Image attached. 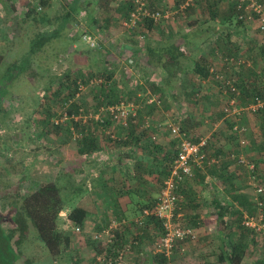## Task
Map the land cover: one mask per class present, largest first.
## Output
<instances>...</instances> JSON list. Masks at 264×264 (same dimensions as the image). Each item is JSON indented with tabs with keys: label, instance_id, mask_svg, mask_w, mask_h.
Listing matches in <instances>:
<instances>
[{
	"label": "trees",
	"instance_id": "16d2710c",
	"mask_svg": "<svg viewBox=\"0 0 264 264\" xmlns=\"http://www.w3.org/2000/svg\"><path fill=\"white\" fill-rule=\"evenodd\" d=\"M80 1L73 0V3L70 4L71 6L74 5V8L71 7L73 12L79 11ZM182 3L185 5L182 12L187 21L188 32L180 41H174L171 34L157 41L151 39L152 44L148 43L149 47L146 53L143 54L140 46L141 41L145 40V35L149 34L151 36L156 29H162L163 21L140 17L134 28H126V30L133 32L138 29V34L143 35L139 36L138 40H132V45H121L118 56L131 54V58L126 63L127 66L131 67L136 66L144 59L146 70H149L150 74H158L152 88V95H157L155 97L158 101H162L164 95L168 92H171V96L175 97V84L182 85L185 81H189L190 89L187 91L188 93L185 92L186 90L183 92L186 93L192 103L191 109L186 104L185 116L181 117V121L174 125L187 134L191 141L196 142L199 137L203 136L202 126L205 118L210 119L211 122L214 118L220 119L229 128L230 136L226 135L223 147L216 149L212 144H209L204 149L207 156L205 170L197 171L194 178L198 182L196 183L198 187L208 186L210 183L211 206L214 211L213 215L216 218L214 221L217 223L220 232V236L215 235V237H218L216 239L219 240L216 251L217 260L214 263L206 262L205 264H264V246L260 245V243H263L264 236L243 225L245 214L255 215L257 213V204L253 202L251 196H247L244 190L238 187L237 180H240L238 179L240 172L233 171L231 173L230 171V166L233 164L245 168L249 174L248 178L251 176L259 184L257 186L264 187L262 177L257 178L256 176L260 171V163L248 160V164H240L238 159L234 158L239 155L234 149L237 147L239 149L247 148L249 142H252L249 141L250 137L246 136L248 129L242 134L233 131L234 125L239 124L241 126L244 119L248 117V113L245 111L240 114L233 113L235 109H244L257 98L264 101V42L257 41L256 37H250L252 28H250V23L246 14H244V9L238 8V1L230 6L227 11H223L221 8L222 0H182ZM41 4L45 5L46 1L41 0ZM180 5L181 3H178L177 8ZM136 7L135 0H128L115 10L124 16V21L129 22L131 13L136 10ZM148 7L152 10L150 5ZM34 10L27 12V15L32 16ZM165 10L164 8L154 9L152 12L164 13ZM202 17L205 19H201ZM74 19L73 13L67 12L60 17L59 26L54 30V33L36 35L31 40V48L28 55L24 57V61H21L19 65L14 64L9 70H6L0 81L4 77L11 76L12 72L18 71V74L15 73L12 80H10L13 83L22 74L27 73L30 57L40 52L53 38L59 37L61 32L67 31L69 25L73 27L72 22H74ZM33 20L36 22L35 18ZM105 20L107 25H111L112 20L110 17ZM40 22L43 25L51 24V20L47 17H42ZM93 22H96V20H93ZM256 29L264 34V31L259 27H256ZM69 32L72 33L73 29ZM80 32L81 34L78 37L71 36L73 42L81 41L85 35L90 36V33L86 30ZM93 51L104 53L106 56L112 54L111 50L104 47L102 43H98V47L94 48ZM1 59L0 57V61ZM113 75L114 73L108 71L102 73L96 71V73L90 74L89 80L98 78L99 81L97 84L99 89L95 95L99 108L126 102L128 97L126 94L127 88L121 90L118 86L116 87L113 82ZM52 80L51 82H53ZM89 80L83 81V83L88 85ZM57 81V88L54 91L52 90L51 96H48V107L53 102L56 103L55 105H60L63 110L65 109L69 115L77 113L79 110L77 102L68 103L81 90L82 82L79 81L78 75L73 76L70 71H67L58 76ZM130 84L132 85V83ZM145 90L146 88L143 85L135 89L139 92ZM135 91H130V95L134 96ZM232 101H234L233 105H231ZM66 106H69L68 109ZM219 106L220 108L217 109ZM158 107L160 106L156 102L148 104L147 101H144L142 106L137 107L138 110L135 109V116L130 114L127 127H121L122 131L118 133L111 131L116 139L111 137L112 134L108 135L106 133V131H110L112 118L105 120L104 123L92 121L91 127H93V131L97 129L96 133L89 131L90 127L81 126L82 122L72 121L75 128L80 132L78 156L86 157L94 151H100L99 142L97 141L98 136L97 139L95 137L97 133H102L105 142L109 146L116 148L122 145L129 149L127 157H122L124 161L133 160L135 162V178L142 180L145 175L155 173L158 176V178L156 177L157 184L161 189L163 180L169 173L170 165L176 157V150L174 140L170 139L171 141L168 142L167 147L157 136V127L155 128L150 123L147 125V122H151L148 116L153 114ZM210 108L214 110L211 113L207 112ZM51 109L52 107H49L46 114L47 119L43 121L47 123L48 127L60 131L62 129L61 123L56 125L53 122L52 117H54V114ZM150 110L151 112H149ZM208 114L210 117L207 116ZM252 116L258 120L260 126L259 136L257 139L255 138L252 145L254 144V148H257L260 155H264V109L252 114ZM164 128L169 133V126ZM92 135H95V137ZM243 141L244 144H242ZM139 150L142 152L140 156H138ZM220 156H224V158L221 159ZM213 160L214 163H212ZM120 163H123L122 159H120ZM249 165H254V169H250ZM209 175L214 180L219 181H217V185L216 182L207 179ZM191 187L193 188L191 184L185 185L186 213L191 208H202V205H198L194 200L198 194L196 191L198 187L195 186V189L188 191ZM64 188L67 187H61L60 179L53 182L44 181L28 196L23 197L19 205L15 207L16 213L14 215L0 217V264L18 263L23 255L22 247L31 227L36 230L37 236L40 242L44 244L48 254L42 260L27 259L24 264H62L67 260L74 264H81V259L71 252L75 242L74 239L65 233L67 230H71V226H67V224L64 227L66 231L60 228L61 216L68 203L67 200H69V196L65 197L61 193ZM218 189L226 194L228 192L227 196L232 199L231 204H224V202L219 201L217 197L219 194ZM261 201L264 202V194L261 196ZM236 204L237 208H235ZM152 205L153 203H147L140 209V212ZM181 205L182 203H180V207H182ZM231 210H233L232 213H230ZM228 212L230 213L229 219L226 217ZM188 217L190 218V216ZM112 219L124 220L126 224L115 232L116 238L112 247H105L101 243L93 242L94 259L100 254L104 255L106 259H114L118 251L123 249L128 241L130 232L136 233V236L131 237V242L141 243L140 238L142 236L143 238L151 236L152 244H154L155 238L159 237L150 233L157 228L156 225L159 226L155 220L149 221L146 228L141 230L135 225L134 221L137 218L130 219L129 216L120 215L110 220ZM67 220L70 225L80 226L84 229L87 211L83 207L77 206L68 214ZM110 220L108 219L103 228L108 226ZM4 222H8L11 228L6 230L4 226L2 227ZM64 223L66 224V221ZM191 223L193 227L200 226L197 224V217ZM150 224L151 226H149ZM135 248L133 244L130 252L131 256L135 252ZM148 258L151 259L152 264L167 263V259L161 254L154 253V255H149ZM94 259L92 262H95Z\"/></svg>",
	"mask_w": 264,
	"mask_h": 264
},
{
	"label": "rangeland",
	"instance_id": "374dc122",
	"mask_svg": "<svg viewBox=\"0 0 264 264\" xmlns=\"http://www.w3.org/2000/svg\"><path fill=\"white\" fill-rule=\"evenodd\" d=\"M46 4L42 5L41 0H0V78L4 76V72L9 70L14 64L19 65L21 61H24V57L28 55L31 48V40L36 35L41 33H54L59 26V19L67 12H72L71 7L74 8L73 0H45ZM128 0H81L79 3V11L73 12L74 22L68 26L67 31L61 32V35L57 38H53L43 49L37 54L33 55L29 59V68H27L25 74H22L19 79L12 83V76L17 72H12L11 76L4 77L0 81V217H10L16 213L15 207L19 205L23 197L28 196L31 193V188H36L43 183V180L37 179L29 174L26 165L28 167H41L44 163L45 181L53 182L56 177L61 176V187L66 186L67 191L62 190V195L67 197L72 192L71 184L77 187L81 186V169L89 164L86 157L78 156L73 149L78 145V139L80 132L75 128L74 120L67 119L61 122V130L57 131L53 127H48L45 123L47 119V110L52 107L51 111L54 114L52 117L53 122L59 121L62 118V114L66 111L51 102L50 106L47 105L48 96H51L52 90L57 88V77L70 71L73 76L78 75L79 81L82 82L81 90L76 94L68 104L77 102L79 109H83L82 115H101L106 120L111 119L109 113L102 108L106 106L98 107V101L95 99V95L98 92L99 86L98 78L90 79L91 73L100 71L112 72L114 85L121 90L127 88L126 94L128 95L126 102L133 104L131 113L137 107L143 105L144 101H147L149 97H152V88L154 86L155 79L158 78V74H150L149 70H146V64L144 59L141 60L134 67L127 66V61L131 58V54H125L122 57L118 56V51L121 45L131 44L132 40H138V29L133 33L126 30L124 26V16L120 15L115 9L120 8L123 3ZM149 11L154 9H166L170 16L169 18H162V29H156L151 36L145 35V40L141 41L143 54L146 53L149 47V42L157 41L167 37L171 34L174 41H180L183 36L188 32L187 21L182 12L185 5L182 0H144ZM239 0H222L221 8L223 11H227L230 6ZM264 9V0H254ZM181 3L177 8V4ZM150 5L151 9H149ZM35 9V10H34ZM34 10L32 16H28L27 12ZM42 17H47L51 20V24L43 25L40 22ZM112 20L111 25L106 24L107 18ZM206 17V15H205ZM36 19V22L33 20ZM205 19V18H201ZM93 20L96 22H93ZM39 21V22H38ZM258 22L250 23L252 34L250 37H256L257 41L264 42V34L258 32ZM75 26V28H74ZM73 32H69L72 30ZM86 30L95 42L102 43L104 47L111 50V56L106 54L97 53L91 49V47L83 41L73 42L72 35L78 37L81 34L80 31ZM249 38V37H248ZM240 42V41H239ZM18 74V73H17ZM53 78V80H52ZM9 79V80H8ZM51 80L53 82H51ZM89 84L85 85L83 81H88ZM189 81H185L184 84H175V97H172L171 92L164 95L160 107L155 110L153 114L148 116L151 120L150 124L156 128L157 136L160 137L163 142H170L171 138L168 130L164 127L176 125L181 121V117L185 116V105L188 104L191 109L192 103L186 96L189 91ZM132 83V85L130 84ZM136 85V86H134ZM143 85L146 88L144 92L135 91V89ZM185 88V89H184ZM186 90L185 92H183ZM130 91H135L134 96L130 95ZM157 96V95H155ZM129 98H131L129 100ZM67 109L69 106H66ZM98 107V108H97ZM214 108V107H213ZM217 107V109H219ZM130 109V108H129ZM133 110V111H132ZM136 110V111H137ZM216 111V109L214 108ZM212 108L207 112L211 113ZM79 112V110H78ZM77 112V113H78ZM151 112V110L149 111ZM251 124L254 126V130L250 125V139L249 146L244 149L238 147L234 149L237 154L243 156L246 162L256 161L260 163L259 174H256L257 178L262 177L264 180V155L258 153L257 148L252 145L255 138L259 136L260 128L258 121L254 116L250 114ZM208 117L209 114L207 115ZM44 120V121H43ZM81 126L90 127L89 131L96 133L92 130V121L94 120H81ZM202 133L203 136L210 137V144L216 149L223 147L225 137L230 136L229 128L222 123L220 119H215L211 122L210 119L205 118L203 121ZM184 126V125H183ZM74 127V128H73ZM123 126L119 123L112 121L110 131H116V133L122 131ZM201 130V131H202ZM101 131V129H99ZM98 131V132H99ZM255 134H254V133ZM101 133V132H100ZM100 135V134H98ZM102 135V133H101ZM257 135V136H256ZM256 136V137H255ZM251 143V144H250ZM168 147V146H167ZM72 153V155L70 154ZM70 154V155H69ZM38 158H35L37 157ZM34 157V158H33ZM221 159L224 156H220ZM29 159H38L30 161ZM77 161V174H71L68 165L70 161ZM88 163V164H87ZM248 164V163H247ZM56 165V166H54ZM80 168V169H79ZM230 171H239L237 185L240 189L244 190L247 196L253 197L255 187L259 185L250 176L245 168L238 167L237 165H231ZM84 172V170L82 171ZM84 175V174H83ZM36 176V175H35ZM30 177V178H29ZM212 182L211 176L208 178ZM30 180L34 185L30 186ZM199 181V180H198ZM192 182V183H191ZM188 184L192 186L194 183H198L196 179ZM215 183V182H214ZM29 184V186H27ZM216 185L218 183H215ZM198 187L197 185H195ZM202 197H205L207 204L204 205L202 210H208L211 206V188L210 183L208 186H201ZM160 189V186H158ZM185 189V187H184ZM237 189V188H236ZM30 190V191H29ZM221 192V189H218ZM28 191V192H27ZM232 193V192H230ZM228 194V192H227ZM224 194H219L222 198ZM231 195V194H229ZM180 203L183 204L185 196L181 195ZM68 201V200H67ZM182 206V205H181ZM67 211V210H66ZM183 211V210H182ZM180 210V212H182ZM66 212H64L65 215ZM63 220V218H62ZM182 225L185 226V220L181 216ZM187 224V223H186ZM190 225V223H188ZM64 225V226H63ZM192 225V224H191ZM6 230L11 226L8 222L2 223V227ZM65 226L64 220L60 221V228ZM153 232L154 236H159L162 233L160 226ZM193 227V226H191ZM194 228V227H193ZM66 234L70 235L74 239L75 243L81 249V259L88 260L90 256V248L88 247L89 236L91 233L85 235H76L73 232L66 231ZM128 243L131 242V237L136 236V233L130 232ZM202 237V236H201ZM91 240V239H90ZM145 245L136 254L139 257H135L134 253L131 257L136 264H148L149 255H154V249L152 244V237L146 238ZM78 241V242H76ZM92 241V240H91ZM126 242V243H127ZM195 244H179L172 257L171 262L173 264H205L201 254L207 253L209 256V262H216V251L219 245V240L215 238V235H206L203 239L199 238L194 242ZM263 243L260 245L264 246ZM183 246V247H182ZM83 249V250H82ZM93 249V248H92ZM184 249V251H182ZM23 255L18 260L19 264H24L27 259H39L42 260L45 255L48 254L44 244H42L37 236L36 230L31 227L29 234L22 247ZM77 247H72V254L75 256L79 253ZM185 250L187 251L185 253ZM264 250V248H263ZM80 251V252H81ZM94 254V253H93ZM143 255V256H141ZM94 257V256H93ZM92 257V259H94ZM147 259V260H146ZM82 260V261H83ZM90 261V259H89ZM17 263V264H18ZM91 263V261H90ZM93 263V262H92ZM62 264H74L70 260L63 262Z\"/></svg>",
	"mask_w": 264,
	"mask_h": 264
},
{
	"label": "built area",
	"instance_id": "2783aa9c",
	"mask_svg": "<svg viewBox=\"0 0 264 264\" xmlns=\"http://www.w3.org/2000/svg\"><path fill=\"white\" fill-rule=\"evenodd\" d=\"M238 8L244 9V14H246L249 23L258 22V27L264 31V9L262 5L254 0H239ZM135 5H137L136 10L131 13L130 21H124V26L127 28H134L140 17L151 18L155 21H159L162 18H169L170 14L168 11L162 12H152L149 11L144 0H135ZM246 5L244 8L243 6ZM245 17V16H244ZM83 41L88 44L92 49L97 48L98 44L95 40L88 35L83 36ZM147 100L148 104L157 103L161 105V101L157 100V97L151 95ZM234 101L231 102V105ZM133 104L120 103L117 105H112L106 107L107 113L111 116L115 123L121 124L123 127H127L129 122L130 114L135 116L134 112L131 113V108L133 109ZM130 108V109H129ZM264 109V101L257 98L244 109H235L233 113L240 114L245 111L252 115L257 113L259 110ZM133 111V110H132ZM83 109H79L78 113L69 115L67 111L62 114V118L59 121H54L56 125L67 119H72L76 122H82L81 120H94L100 123H104L106 119L101 117L100 114L96 116H86L82 115ZM150 122H147L149 125ZM233 131L242 134L247 131L246 127H242L239 124L234 125ZM108 135H111V131H106ZM169 135L175 142L176 157L170 165V170L168 175L163 180V185L161 187L159 196L156 202L150 207L143 209L141 216L135 219V225L137 228L144 230L149 221H156L162 233L159 237L155 238L153 249L154 253L161 254L167 259L166 264H173L171 262V257L180 243L194 242L198 239V234L196 230L188 225H182L181 215L179 213L180 200H181V190L186 184L193 181L196 176L197 171H204L205 164L207 161V156L204 153V149L210 144V137L202 136L199 137L196 142L191 141L187 134L180 130L179 127L175 125H169ZM112 138L116 139L115 135H111ZM244 144V141L242 142ZM234 158L238 159L240 164H247L243 156H236ZM209 163V162H208ZM214 163V160L212 161ZM250 169H254V165H249ZM253 194V202L257 204V213L255 215H248L244 217L243 225L249 229L254 230L264 236V202L261 201V196L264 194V187L256 186ZM68 224V225H67ZM126 221L124 220H110L107 227L103 228L101 231H96L91 233L89 238L96 243H101L105 247H112L116 238L117 230H119ZM66 225L71 226V231L76 235H85L84 229L80 226H72L66 218ZM136 245L137 242H127L123 249L118 251L117 256L114 259H106L104 255L100 254L95 257L94 264H136L133 262L130 255L132 245Z\"/></svg>",
	"mask_w": 264,
	"mask_h": 264
},
{
	"label": "crops",
	"instance_id": "0c3cea01",
	"mask_svg": "<svg viewBox=\"0 0 264 264\" xmlns=\"http://www.w3.org/2000/svg\"><path fill=\"white\" fill-rule=\"evenodd\" d=\"M72 11V9H71ZM73 13V11L71 12ZM252 116V115H251ZM258 121V120H255ZM251 119L249 118V115L247 119H244L243 123H241L242 127H246L248 129V132L246 136L250 137V125ZM258 126H259V122ZM260 128V126H259ZM251 130H254V126L251 128ZM254 133V132H253ZM255 134V133H254ZM95 137V135H92ZM98 136V139H97ZM103 135H96V139L99 142V148L100 151H94L92 154H89L86 156V159L89 161V164L85 166V169L82 168L81 173V186L77 187L76 185L71 184L72 192L70 193L69 200L67 201V205L65 206V209L61 216V221H66V218L68 214L71 212V210L77 206L83 207L87 211V220H86V226L84 228L85 233H94L96 231H99L101 228L105 226L108 219L114 218L115 216H129L130 219L138 218L140 217L142 210L140 212V209L144 207L147 203H155L160 190L158 189L157 184V178L155 173L145 175L142 180H139L135 178L134 175V165L135 162L133 160H130L129 162L127 160L124 161V158L128 154V148L125 146H117L112 147L109 146L108 143L105 142V138H103ZM163 144L168 146V142H163ZM78 151V145L76 144V147L73 149V154H75ZM139 150V155H141L142 152ZM72 155V153H70ZM69 154V155H70ZM123 156V157H122ZM127 157V156H126ZM125 157V158H126ZM34 158V157H33ZM35 158H38L35 157ZM120 159L123 160V163H120ZM38 162L41 160L38 159H29L26 163L30 161ZM77 161L74 159L72 162L70 161V164L68 165L69 171L71 174H77ZM56 166V165H54ZM29 174L31 176L34 175L35 178L45 181V173H44V163H42L41 167H28L26 165L25 167ZM80 169V168H79ZM84 174V175H83ZM36 175V176H35ZM157 177V178H156ZM210 177L207 176V179ZM30 178V177H29ZM57 180L60 179L61 182V176L56 177ZM55 179V181H57ZM218 180H214L212 178V182L217 183ZM219 182V181H218ZM35 184V183H34ZM33 182L30 180V186L29 184L27 186L31 187L34 185ZM196 183H194L193 188L195 189ZM189 189L188 191L193 189ZM35 188H31L33 191ZM30 191V190H29ZM31 191V192H32ZM64 191H67V188H64ZM187 191V190H186ZM196 191L198 192L197 196H195L194 200L197 202L198 205H202V208L204 205H206L207 200L205 197H202L199 193H201L202 189L200 187L196 188ZM28 192V191H27ZM219 194H224L223 191H219ZM182 195L185 196V189H182L181 192ZM218 194L219 201L224 202V204L232 203V199L228 197L227 195H223L221 198ZM211 198V197H210ZM217 199V198H215ZM214 201V199H213ZM212 202V198L210 200ZM184 201L181 207V211H179L180 215L185 220V225L192 226L191 222L194 221V218L197 217V224L200 226L194 227L196 230L199 238L203 239L206 237V235H216L220 236V232L218 231L217 223L214 221L216 218L214 217L212 210L213 207H208V210H205V208L202 210L200 209H193L189 210V212L186 213L185 210V204ZM235 208H237V204L235 205ZM67 210V211H66ZM233 210L230 211L232 213ZM64 212L65 215H64ZM230 213L227 214V219L230 217ZM140 215V216H139ZM197 215V216H196ZM249 214H245L244 217L248 216ZM190 216V218L188 217ZM63 218V220H62ZM187 223V224H186ZM190 223V225L188 224ZM156 225V224H155ZM64 226V225H63ZM66 226V224H65ZM151 226V224L149 225ZM63 230L66 231V229L63 227ZM72 232L71 230H67ZM154 231V230H153ZM151 231L150 233L153 234L154 232ZM202 236V237H201ZM142 238V240H141ZM140 238L141 243H137L135 245V257H139L136 253L142 249V247L145 245L146 237L143 238V236ZM218 238V237H215ZM78 242V241H76ZM93 241L89 239L88 241V247L90 248V256L88 260H83L81 258V249L78 247V245L74 242L73 246L78 248V252L76 256H78L81 259V264H94L92 263V257L94 256L93 252ZM187 245V244H195L191 242L186 243H180V245ZM183 247V246H182ZM83 250V249H82ZM81 251V252H80ZM184 251V249H182ZM187 251L185 250V253ZM143 256V255H141ZM94 258V257H93ZM134 259V257H132ZM201 258H203L204 262H209V256L207 253L201 254ZM83 260V261H82ZM147 260V259H146ZM249 262V261H248ZM148 264H152L151 259H149Z\"/></svg>",
	"mask_w": 264,
	"mask_h": 264
}]
</instances>
